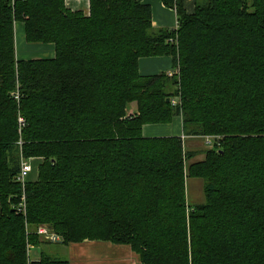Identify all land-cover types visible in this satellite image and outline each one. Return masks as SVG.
Returning a JSON list of instances; mask_svg holds the SVG:
<instances>
[{
	"label": "trees",
	"instance_id": "obj_1",
	"mask_svg": "<svg viewBox=\"0 0 264 264\" xmlns=\"http://www.w3.org/2000/svg\"><path fill=\"white\" fill-rule=\"evenodd\" d=\"M65 1L0 0V264H69L27 255L50 242L39 227L65 247L127 245L142 264H264V0H161L173 30L142 0ZM14 23L53 57L16 60ZM162 56L172 72L139 73ZM178 117L183 136L219 138L202 160L180 137L142 136ZM20 154L40 160L23 186Z\"/></svg>",
	"mask_w": 264,
	"mask_h": 264
},
{
	"label": "crops",
	"instance_id": "obj_2",
	"mask_svg": "<svg viewBox=\"0 0 264 264\" xmlns=\"http://www.w3.org/2000/svg\"><path fill=\"white\" fill-rule=\"evenodd\" d=\"M68 8L71 10H80L87 12L88 0H66ZM143 3L151 7L152 26L155 29L173 30L177 26L176 14L173 10L164 7L161 0H142ZM191 0H186L187 11ZM14 44L16 60H27L30 57H53V46H32L26 47L22 24L14 23ZM19 46L23 47L22 54L19 53ZM138 71L143 76H153L161 73H169L173 71L172 59L170 57H150L138 60ZM131 110H134L132 108ZM181 118H175L170 124L166 125H145L142 128V136L144 138H167L181 137ZM201 141L197 144L194 141ZM184 151L198 152L200 160L203 159L201 151L207 150L201 137H185L182 143ZM198 160V161H200ZM40 160L32 162L33 170L36 176L27 181H35L37 179V163ZM187 201V198H186ZM188 202V201H187ZM189 204V203H188ZM69 264H142L139 256L134 253L127 245L114 244L102 241H83L77 244L67 246ZM38 258V257H37ZM36 258V259H37Z\"/></svg>",
	"mask_w": 264,
	"mask_h": 264
},
{
	"label": "built area",
	"instance_id": "obj_3",
	"mask_svg": "<svg viewBox=\"0 0 264 264\" xmlns=\"http://www.w3.org/2000/svg\"><path fill=\"white\" fill-rule=\"evenodd\" d=\"M168 42L172 43L173 40L172 39H169ZM173 73L169 74V76H171ZM14 95V99L16 101L19 100V96H18V92L12 94ZM172 105L175 106L177 105V101L173 100L172 101ZM132 117V114H127L126 115V118H131ZM18 126H19V132L21 131V128L24 127V120L22 119L21 116H18ZM203 139V142H204V145L210 149L214 146L215 143H218V140L219 138H216V137H212V136H203L201 137ZM180 140L181 142L183 143V141L185 140V136H181L180 137ZM22 145V141L19 140L18 141V146L21 147ZM20 159H21V162H20V169H19V173L18 175L16 176V181L17 182H20L21 185L23 186L28 178V176L30 175V173L32 172L33 170V164L32 162L35 161L36 158H28V159H25L22 157V154H20ZM14 210L17 212V213H22L23 215L25 214V199H24V195L22 194L21 198H20V202L18 203V205L14 208ZM36 234L38 236H40L41 238H43L44 240H48L50 242H57L58 241V237L53 234L52 232H50L48 229H46L45 227H39L37 230H36ZM27 255L29 256V252L31 249H33L32 246L30 245H27Z\"/></svg>",
	"mask_w": 264,
	"mask_h": 264
},
{
	"label": "rangeland",
	"instance_id": "obj_4",
	"mask_svg": "<svg viewBox=\"0 0 264 264\" xmlns=\"http://www.w3.org/2000/svg\"><path fill=\"white\" fill-rule=\"evenodd\" d=\"M23 47L19 46V53L22 54ZM45 56V55H44ZM43 56V57H44ZM33 58V57H30ZM132 109V108H131ZM129 109L128 112H132V110ZM197 144H201V141H194ZM197 155L192 161H198L200 160V157ZM39 160V159H35ZM36 176V173L34 172L32 175H30V179ZM29 177V176H28ZM185 192H186V198L190 205H196L203 202V194H202V182L200 180H191L187 179L185 182ZM41 253H45L48 256L59 258V259H68V251L67 247L61 245L59 242H48V243H42L37 247H34L29 252V257L31 259H36L39 257Z\"/></svg>",
	"mask_w": 264,
	"mask_h": 264
},
{
	"label": "water",
	"instance_id": "obj_5",
	"mask_svg": "<svg viewBox=\"0 0 264 264\" xmlns=\"http://www.w3.org/2000/svg\"><path fill=\"white\" fill-rule=\"evenodd\" d=\"M167 102H168V99H167ZM0 212H1V204H0Z\"/></svg>",
	"mask_w": 264,
	"mask_h": 264
},
{
	"label": "bare ground",
	"instance_id": "obj_6",
	"mask_svg": "<svg viewBox=\"0 0 264 264\" xmlns=\"http://www.w3.org/2000/svg\"><path fill=\"white\" fill-rule=\"evenodd\" d=\"M176 28H177V26H176ZM176 28H175V29H176ZM172 101H173V100H172ZM175 101H176V100H175ZM26 182H27V180H26ZM26 182H25V183H26Z\"/></svg>",
	"mask_w": 264,
	"mask_h": 264
}]
</instances>
